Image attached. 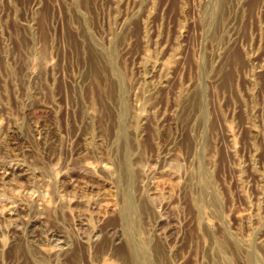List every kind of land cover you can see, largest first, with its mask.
I'll use <instances>...</instances> for the list:
<instances>
[{
	"label": "rangeland",
	"instance_id": "obj_1",
	"mask_svg": "<svg viewBox=\"0 0 264 264\" xmlns=\"http://www.w3.org/2000/svg\"><path fill=\"white\" fill-rule=\"evenodd\" d=\"M0 264H264V0H0Z\"/></svg>",
	"mask_w": 264,
	"mask_h": 264
}]
</instances>
